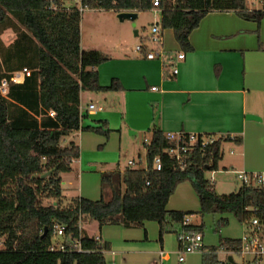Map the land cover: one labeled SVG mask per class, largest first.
I'll list each match as a JSON object with an SVG mask.
<instances>
[{
	"label": "trees",
	"instance_id": "1",
	"mask_svg": "<svg viewBox=\"0 0 264 264\" xmlns=\"http://www.w3.org/2000/svg\"><path fill=\"white\" fill-rule=\"evenodd\" d=\"M154 0H83L90 9L142 11L154 8ZM160 25L173 29L183 51L193 47L189 36L211 11H234L241 17L261 22L264 10L249 9L247 0H159ZM82 12L50 10L46 0H0V36L13 30L16 38L5 45L0 38V83L24 67L31 75L23 83H11L7 96L0 95V264H102L104 255L51 252V225L67 224L77 232L79 215L83 221L126 227L153 220L182 227L183 214L168 210L169 198L177 185L189 181L199 200L202 215L232 214L241 223L252 215L264 221V186L241 185L230 194H218L206 179L207 170H218L222 159L220 138L204 151L196 148L185 168L163 150L172 145L162 131L155 130L147 146V169L128 168L101 175L103 195L98 200L73 199L62 208L61 173L70 171L71 161L80 156L75 142L64 143L72 131L81 128L80 95L83 90L122 89L114 78L103 86L98 66L109 57L98 50L81 48ZM108 134L102 127H86ZM240 141V140H239ZM162 155L163 167L152 170L153 159ZM50 172L42 177L44 173ZM149 182V184H148ZM109 188L111 198L104 197ZM42 197L52 198L43 204ZM222 216L216 229L225 225ZM45 228L48 232L44 235ZM190 229L200 231L201 226ZM83 246L104 247L83 230ZM225 249L239 248L240 239L221 238ZM203 253V264H218L217 248Z\"/></svg>",
	"mask_w": 264,
	"mask_h": 264
},
{
	"label": "crops",
	"instance_id": "2",
	"mask_svg": "<svg viewBox=\"0 0 264 264\" xmlns=\"http://www.w3.org/2000/svg\"><path fill=\"white\" fill-rule=\"evenodd\" d=\"M247 4L249 9L263 8L261 0H248ZM150 10L160 13L152 26L160 25L162 9L154 7ZM137 12L136 20H139L140 11ZM161 29L165 58L148 59L147 50L154 45L137 50L147 37L140 38L141 43L136 45L133 55L123 51L121 41L125 35L121 34L118 35L120 43L112 47L120 53H104L107 52L105 49L92 45L84 47L81 21V48L99 50L109 57L98 66L100 84L107 86L116 78L122 89L81 92V128L64 139L65 144L75 142L80 149V156L71 161L68 171L74 173L72 166L76 164L77 176L81 179L78 194L71 200L100 199L103 195L101 175L113 170L124 172L131 159L140 164L134 156L128 157L129 152L133 153L134 146L140 141L144 143L145 138L152 139L155 130L164 134L186 132L228 138L225 141L238 147V165L242 168L231 170V173L253 170L256 165L264 164V13L258 23L234 11L209 12L189 36L191 51L181 49L173 29ZM0 38L9 45L16 33L9 29ZM181 53L184 58L179 59ZM174 68L178 69L177 74L173 72ZM91 104L95 109H90ZM248 114L261 119H248ZM86 127H102L109 132L100 133L84 129ZM135 151L141 157L140 148ZM230 152L235 154L233 149ZM230 166L234 168V162ZM186 182L179 183L174 191L175 196L184 191L186 197L180 198L181 204L173 205V193L167 209L193 212L190 227L201 226L206 248H218L221 238L240 239L243 224L232 214H200L199 197ZM214 188L218 193L216 182ZM222 216L228 221L218 231L217 223ZM167 226L149 220L132 227L110 224L100 228L95 222L92 229L86 228L85 224L84 229L91 237H100L105 245L102 247L106 249L104 258L109 264H203L201 252L190 253L185 261L179 262L180 245L176 235L180 225L168 222ZM161 251L166 253L165 259H162ZM235 263L239 264L236 260Z\"/></svg>",
	"mask_w": 264,
	"mask_h": 264
},
{
	"label": "built area",
	"instance_id": "3",
	"mask_svg": "<svg viewBox=\"0 0 264 264\" xmlns=\"http://www.w3.org/2000/svg\"><path fill=\"white\" fill-rule=\"evenodd\" d=\"M48 2V8L50 10H70L77 8L80 12L85 9H90L87 5L83 4V0H70L74 2V5H67V0H46ZM263 3L264 10V0ZM154 6H159V0H154ZM147 45H154V48H148L146 57L148 59H161L165 58L163 50V36L161 26L156 23L152 26L150 35L146 38L145 42L137 46V50L141 51L143 47ZM179 59L184 58V54L178 55ZM173 72L178 73V69L174 68ZM31 75V70L28 67H24L19 73L14 74L9 80H2L0 83V95L7 96L10 89L11 83H23L25 78ZM152 89H157L152 87ZM90 109H95V105L91 104ZM165 137L172 142V145L165 148L163 153L166 154L170 159L174 160L178 166L185 168L190 158L192 157L193 151L196 148L204 151L207 147L213 145L219 138L210 134L201 133H186V132H166ZM151 139L145 138L144 143L148 146ZM128 168H136L137 162L133 159L129 160ZM163 167L162 155H157L153 159L152 170L160 171ZM147 169V165L145 167ZM237 179L242 185H263L264 184V172H248L246 170L237 171ZM149 184V182H148ZM244 232L240 238V247L225 249L218 247L216 253H222L223 257H220L218 264H236L235 255H238L243 260L248 258H260L264 256V221L260 220L257 215L250 216L243 223ZM191 225V214H183L182 216V227L177 232V240L180 245V251L178 255L179 262H183L186 256L193 252H201L202 254L209 249L205 247L203 241V233L190 229ZM163 227H166V222L163 223ZM77 232H68L67 224L55 221L51 225V242L48 249L51 252H62V253H93L100 252L101 254L106 253V249L101 247L97 250L86 249L83 246V230L84 221L80 214L77 223ZM98 242L100 241L99 236L94 237ZM114 253V252H113ZM162 259H165L166 253L161 251ZM232 257L233 261L229 258ZM102 264H107L105 261Z\"/></svg>",
	"mask_w": 264,
	"mask_h": 264
},
{
	"label": "rangeland",
	"instance_id": "4",
	"mask_svg": "<svg viewBox=\"0 0 264 264\" xmlns=\"http://www.w3.org/2000/svg\"><path fill=\"white\" fill-rule=\"evenodd\" d=\"M248 1V0H247ZM67 5H74L73 1L67 0ZM139 20L135 21V26L132 21L125 20L121 22L117 18V13L115 11H109L106 9H85L82 14V25H83V44L84 47H91L88 45H92L93 47H99L105 49L104 53H120V51H115L112 47H114L117 43H120L118 35H125L124 39L121 41L123 44V51L130 55L136 53V45L141 43L140 38H146L151 33L152 23L157 21L160 18L159 12H154L153 10H142L139 12ZM138 30L139 35H135V31ZM88 49V48H87ZM92 50V49H91ZM94 50V49H93ZM99 51V50H98ZM140 136V135H139ZM141 142V141H140ZM138 143L133 148V153L129 152V156H134L136 160L140 163L137 164L136 168L141 166V168L146 167L147 165V155H146V145L144 143ZM140 148L141 157L135 151ZM230 149L235 151V154H231ZM135 151V152H134ZM238 147L233 143H229L227 141L223 142L222 145V159L219 161L218 170H207L205 173L206 179H209L210 182L214 185L216 182L218 194L221 193H230L232 191L238 190V188L242 185V183L237 179V173H231V170H240L242 169L239 163V157H237ZM124 161V160H123ZM234 162V168L230 166V163ZM73 172H63L61 173V187H62V208H66L71 202V197L78 194L79 185L81 184V179L77 176V165L74 164ZM224 167H227L224 168ZM140 168V167H139ZM229 170L230 172H226ZM248 172H264V164H258L253 170H246ZM71 182V183H70ZM187 184L191 186L192 191L196 194L194 187L191 182L187 181ZM264 186V184H263ZM181 193V192H180ZM175 196V192L172 196L175 197L172 204L179 205L181 204L182 197H186L184 191L181 193L182 195ZM111 191L109 188H106L104 191L105 199L110 198ZM100 198V196H99ZM53 202L52 198L42 197L43 204H51ZM211 214V213H209ZM88 223V224H87ZM91 223L94 225L91 227ZM86 222V228L92 229L95 227V222ZM167 226V223H166ZM168 227V226H167ZM222 228V226L220 227ZM95 229V228H94ZM264 257V256H263ZM235 260L239 264H264V258L261 261H248L243 260L238 255H235ZM250 259V258H249ZM246 262V263H245ZM109 264V263H107Z\"/></svg>",
	"mask_w": 264,
	"mask_h": 264
},
{
	"label": "water",
	"instance_id": "5",
	"mask_svg": "<svg viewBox=\"0 0 264 264\" xmlns=\"http://www.w3.org/2000/svg\"><path fill=\"white\" fill-rule=\"evenodd\" d=\"M117 18L121 21V22H124L125 20H129V21H132L133 22V25L135 26V21L136 19L138 18V12L137 11H120L118 14H117ZM135 35H138V30L135 31ZM247 118L248 119H255V120H260L261 118L256 116V115H253V114H248L247 115ZM50 172H47V173H44L42 175V177H45L49 174ZM48 232V228H45V232H44V235H46ZM231 261H233V258L230 257L229 258Z\"/></svg>",
	"mask_w": 264,
	"mask_h": 264
}]
</instances>
